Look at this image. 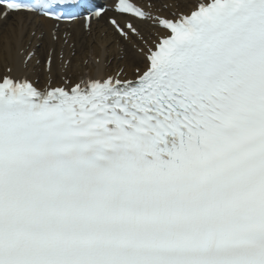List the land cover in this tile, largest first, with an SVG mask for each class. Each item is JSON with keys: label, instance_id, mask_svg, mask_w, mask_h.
<instances>
[{"label": "snow or ice", "instance_id": "1", "mask_svg": "<svg viewBox=\"0 0 264 264\" xmlns=\"http://www.w3.org/2000/svg\"><path fill=\"white\" fill-rule=\"evenodd\" d=\"M0 264H264V0H0Z\"/></svg>", "mask_w": 264, "mask_h": 264}, {"label": "bare ground", "instance_id": "2", "mask_svg": "<svg viewBox=\"0 0 264 264\" xmlns=\"http://www.w3.org/2000/svg\"><path fill=\"white\" fill-rule=\"evenodd\" d=\"M76 31H78V28H74V37H73L74 42L76 43V46H77V54L78 56H81V57L87 56L89 53V49H90V39L83 34L76 36L75 35ZM43 55H44V51H43V48H41L38 52V56L42 57ZM41 78H42V84H43L44 77L41 76Z\"/></svg>", "mask_w": 264, "mask_h": 264}]
</instances>
